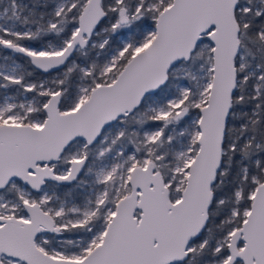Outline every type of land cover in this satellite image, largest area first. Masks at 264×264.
I'll return each mask as SVG.
<instances>
[{"label": "snow or ice", "instance_id": "obj_1", "mask_svg": "<svg viewBox=\"0 0 264 264\" xmlns=\"http://www.w3.org/2000/svg\"><path fill=\"white\" fill-rule=\"evenodd\" d=\"M0 264H264V0H0Z\"/></svg>", "mask_w": 264, "mask_h": 264}]
</instances>
